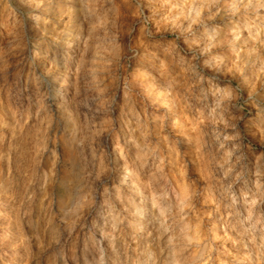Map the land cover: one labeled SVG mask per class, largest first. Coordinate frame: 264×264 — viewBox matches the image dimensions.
Returning <instances> with one entry per match:
<instances>
[{
	"label": "clouds",
	"instance_id": "9594fccd",
	"mask_svg": "<svg viewBox=\"0 0 264 264\" xmlns=\"http://www.w3.org/2000/svg\"><path fill=\"white\" fill-rule=\"evenodd\" d=\"M253 129L264 0H0V264H264Z\"/></svg>",
	"mask_w": 264,
	"mask_h": 264
},
{
	"label": "rangeland",
	"instance_id": "374dc122",
	"mask_svg": "<svg viewBox=\"0 0 264 264\" xmlns=\"http://www.w3.org/2000/svg\"><path fill=\"white\" fill-rule=\"evenodd\" d=\"M250 139L253 143V146L257 149V152H261L264 151V147H262V145H264V140H261L259 133H257L254 129L250 132L249 134ZM0 205L4 206V209L7 210L8 208V201L6 198L4 197H0ZM77 251H79V249H77Z\"/></svg>",
	"mask_w": 264,
	"mask_h": 264
}]
</instances>
